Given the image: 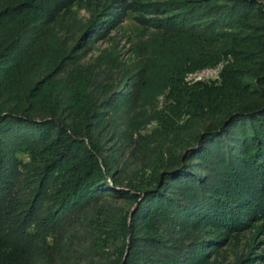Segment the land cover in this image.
Returning a JSON list of instances; mask_svg holds the SVG:
<instances>
[{
  "label": "trees",
  "instance_id": "1",
  "mask_svg": "<svg viewBox=\"0 0 264 264\" xmlns=\"http://www.w3.org/2000/svg\"><path fill=\"white\" fill-rule=\"evenodd\" d=\"M75 1L0 0V62L12 64L0 65V246L20 254L17 264H81L77 263L80 257L66 258L71 251L75 253V243H58L56 234L54 243H47L44 236L52 235L68 215L103 196L138 205L130 227L128 213L118 219L125 235L130 229L135 233L139 220H148L149 234L156 233V224L163 226L171 220L169 215L178 212L190 215L185 222L193 216L223 225L236 215L264 219V24L254 26L248 37L239 33L248 20L264 14L262 0H167L125 7L155 16L141 21L162 36L190 42L191 57L181 65L155 66L160 81L151 99L145 98L144 69L132 99L114 87L92 86V95L84 87L74 102L64 105L58 94L48 100L41 96L43 81L97 80L93 71L81 69L74 75L76 65L67 64L76 59L84 41L99 26L98 20L91 21L79 37V28H64L62 33L55 28L57 17ZM115 17L112 24L123 21L122 13ZM35 22L42 27L33 33ZM227 57L233 62L219 81L188 82L191 72L211 70ZM159 95L165 102L158 113ZM85 103L92 105V112ZM123 106L150 109L145 123L162 118L161 125L174 141L153 176L128 190L113 185V168L99 146L91 142L90 149L73 139L87 138L105 108ZM64 117L69 129L63 125ZM77 120L85 129L76 125ZM21 128L31 132L18 134ZM54 129L61 133L63 145L46 139ZM9 133H16L17 138L9 142L4 138ZM39 146L47 148V157L38 161L14 201L11 193L19 154L26 150L34 155ZM78 148L82 155H77ZM69 160L74 163L65 168ZM55 177L58 182L51 187ZM42 238L43 243L39 242ZM146 244L159 247L161 243ZM187 248L181 243L170 249L179 254ZM125 250L120 247L119 253L101 264H147L152 258L139 259L141 263L135 258L123 261ZM172 262L179 261L171 257Z\"/></svg>",
  "mask_w": 264,
  "mask_h": 264
},
{
  "label": "rangeland",
  "instance_id": "2",
  "mask_svg": "<svg viewBox=\"0 0 264 264\" xmlns=\"http://www.w3.org/2000/svg\"><path fill=\"white\" fill-rule=\"evenodd\" d=\"M161 1L167 0L75 1L57 17L55 28L61 33L64 28L66 30L79 28L76 36L79 37L91 21L98 20L99 26L84 41L85 43L76 53V59L74 58L67 64V67H70L72 63L76 65L74 75L81 69L89 73L93 71L97 80L43 81L45 86L40 90H44V94L41 96H45V100H48L58 94L60 101L65 102V105L69 101L74 102L82 88L88 87L92 95V86H100L102 90L114 87V91L126 93L129 99H132L138 93L140 87L138 80L142 78L145 69V74L147 71L145 81L148 83L144 93L146 99H151L155 94L157 81H160L159 72L155 66L159 64L181 65L192 55L190 42L162 36V33L148 28L141 21L144 18H155V16H148L141 10L137 12L135 10L137 8L133 10L125 8H134L133 4L143 5ZM260 7L264 11V0L261 1ZM121 13L123 21L120 24H112V21L116 19L115 15ZM104 23H106L105 26ZM246 23L248 27H243L239 33L248 37L247 35L252 32L254 26L264 24V14ZM41 27L40 23L35 22L34 26L32 25L33 33ZM13 55L15 53L10 54V57ZM232 62L233 59L227 57L226 60L209 69L219 67L220 79L222 71ZM0 65L6 68L12 66L8 60L1 61ZM40 90L31 94V97H36ZM156 101L155 110L159 113L163 109L165 98L159 95ZM84 105L89 107L86 103ZM89 108L92 112V105ZM133 108L129 106H123L117 110L105 108L102 112L103 118L96 120L95 129L88 132L87 138H73L85 142L90 149L92 148L91 142L92 145L99 146L103 159L113 168L112 176L115 177L111 178L112 182L115 181L113 185L123 190L132 189L134 184L149 180L153 176L154 168L158 167L162 159L168 157L166 153L168 147L174 144L172 135L161 125L162 118L155 117L152 121L145 123L146 116L151 110ZM68 109L66 107L64 111L67 112ZM65 120L64 117L63 125L69 129V124ZM76 125L82 130L86 127L78 120ZM21 129L18 134L24 133L25 135L31 132V130L25 131V128ZM15 134L9 133L8 138H4L11 142L13 137L17 138ZM46 139L52 143L58 141L59 145L65 143L62 142L63 138L57 129L49 132ZM45 149L39 146L31 156L26 150L20 152L16 180L11 193L15 196L14 201L19 197L22 188L25 189L29 178L33 176L34 169L40 164L38 161L42 162L47 157ZM80 149L82 148H78L79 152L76 151L77 155H82ZM73 163V160H69L65 168H69ZM57 182L58 178L55 177L51 187ZM137 206L134 202L122 198L99 197L91 201L87 207L68 215L66 221H63L57 230L52 232L54 235L44 236L47 238H44V241L54 243L52 237L56 234L55 238H59L58 243H75V253L71 251L66 258L71 261L73 257H80L81 261L77 263L81 264L107 263L112 256L119 253L120 247H126L123 261L132 258L139 261V259L145 260L152 257L146 260L147 264H157V262L174 264L171 263V257L178 259V264H264V219L261 216L248 218L250 217L248 215H236L235 219L228 218L223 225L218 222H203L198 219V216H193L191 221L185 222L186 217L190 215L178 212L171 216L168 214L172 218L167 220L163 226L156 224L158 231L156 233L149 234L145 227L148 220L146 222L139 220L135 233H132L130 229L125 235L118 219L128 213L130 227L133 224V215ZM39 242L43 243V238ZM146 243L161 244L159 247H153ZM181 243L189 247L185 252L178 254L171 251L170 248H175ZM132 244H134L133 249H131ZM136 249H140L139 252ZM153 259L155 261L151 262ZM19 260H21L19 253L11 248L0 246V263L17 264Z\"/></svg>",
  "mask_w": 264,
  "mask_h": 264
},
{
  "label": "bare ground",
  "instance_id": "3",
  "mask_svg": "<svg viewBox=\"0 0 264 264\" xmlns=\"http://www.w3.org/2000/svg\"><path fill=\"white\" fill-rule=\"evenodd\" d=\"M218 68L211 70H204L202 72L191 74L188 77V82L195 84L201 82H213L215 80L217 81L219 79V74H220Z\"/></svg>",
  "mask_w": 264,
  "mask_h": 264
},
{
  "label": "built area",
  "instance_id": "4",
  "mask_svg": "<svg viewBox=\"0 0 264 264\" xmlns=\"http://www.w3.org/2000/svg\"><path fill=\"white\" fill-rule=\"evenodd\" d=\"M220 72V71H219Z\"/></svg>",
  "mask_w": 264,
  "mask_h": 264
}]
</instances>
